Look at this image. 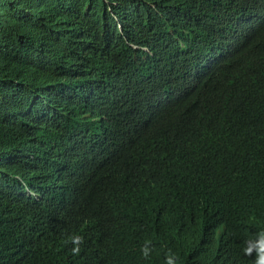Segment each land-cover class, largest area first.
Instances as JSON below:
<instances>
[{
  "label": "trees",
  "instance_id": "obj_1",
  "mask_svg": "<svg viewBox=\"0 0 264 264\" xmlns=\"http://www.w3.org/2000/svg\"><path fill=\"white\" fill-rule=\"evenodd\" d=\"M260 137L264 0H0V264H253Z\"/></svg>",
  "mask_w": 264,
  "mask_h": 264
},
{
  "label": "clouds",
  "instance_id": "obj_2",
  "mask_svg": "<svg viewBox=\"0 0 264 264\" xmlns=\"http://www.w3.org/2000/svg\"><path fill=\"white\" fill-rule=\"evenodd\" d=\"M248 142L249 143L247 144V148H250L251 151L257 153H264V137L254 138L249 140ZM71 191H72L71 189L70 191H67L66 200L64 201L65 206H67ZM26 194L32 195L33 192L31 190H28ZM73 243L77 245V247L73 248V254L78 255L79 254L78 245L80 243H83V237L81 236L74 237ZM151 251L152 249L150 247V242H146L145 245L141 248V252L145 259L150 257ZM242 251L245 256L252 258L253 264H264V229L257 231L253 235H249L243 242ZM179 261H180L179 255L173 252L172 250H169L165 256L164 264H179Z\"/></svg>",
  "mask_w": 264,
  "mask_h": 264
}]
</instances>
